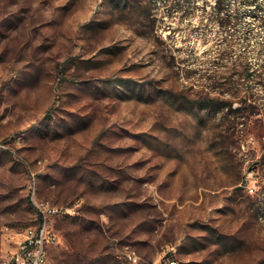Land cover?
Returning a JSON list of instances; mask_svg holds the SVG:
<instances>
[{
    "label": "rangeland",
    "instance_id": "1",
    "mask_svg": "<svg viewBox=\"0 0 264 264\" xmlns=\"http://www.w3.org/2000/svg\"><path fill=\"white\" fill-rule=\"evenodd\" d=\"M215 1L0 0V264L34 201L48 264H264V0Z\"/></svg>",
    "mask_w": 264,
    "mask_h": 264
},
{
    "label": "built area",
    "instance_id": "2",
    "mask_svg": "<svg viewBox=\"0 0 264 264\" xmlns=\"http://www.w3.org/2000/svg\"><path fill=\"white\" fill-rule=\"evenodd\" d=\"M217 2L215 1V9L218 18L222 13L217 10ZM35 206L43 215V220L36 226H31L24 232V239L20 242L17 251L12 255L11 262L13 264H48L47 248L50 244H55L59 241L58 234L53 231L47 220L49 214H54L58 211L57 208L45 203H38L34 201ZM127 259L132 262L137 261L134 253H128ZM172 262L177 263L172 258Z\"/></svg>",
    "mask_w": 264,
    "mask_h": 264
},
{
    "label": "trees",
    "instance_id": "3",
    "mask_svg": "<svg viewBox=\"0 0 264 264\" xmlns=\"http://www.w3.org/2000/svg\"><path fill=\"white\" fill-rule=\"evenodd\" d=\"M242 1L244 3L253 1V2L256 3L255 5H259L260 4V1L259 0H242ZM225 6H227V4L225 3V0H218V2H217V10L219 11V13H221V12H223V10H225ZM219 21H220V23L222 25L225 26V25H227L230 22V18H229V16H226V17H223L222 16ZM253 72H254V70L253 71H250V69L247 68V70H246V73H247L246 76H252L253 75ZM42 220H43V215L39 212V223H41Z\"/></svg>",
    "mask_w": 264,
    "mask_h": 264
},
{
    "label": "bare ground",
    "instance_id": "4",
    "mask_svg": "<svg viewBox=\"0 0 264 264\" xmlns=\"http://www.w3.org/2000/svg\"><path fill=\"white\" fill-rule=\"evenodd\" d=\"M135 256V255H134ZM136 257V256H135ZM168 264H176L175 262H172V259L168 260Z\"/></svg>",
    "mask_w": 264,
    "mask_h": 264
}]
</instances>
